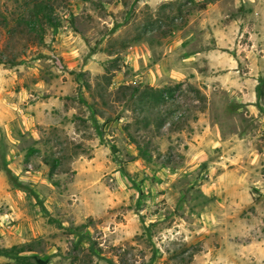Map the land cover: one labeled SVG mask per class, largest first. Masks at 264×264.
Returning a JSON list of instances; mask_svg holds the SVG:
<instances>
[{"label":"rangeland","instance_id":"rangeland-1","mask_svg":"<svg viewBox=\"0 0 264 264\" xmlns=\"http://www.w3.org/2000/svg\"><path fill=\"white\" fill-rule=\"evenodd\" d=\"M49 2L38 43L0 0V264H264V0ZM216 37L258 116L202 83ZM123 84L174 89L162 127Z\"/></svg>","mask_w":264,"mask_h":264},{"label":"trees","instance_id":"trees-1","mask_svg":"<svg viewBox=\"0 0 264 264\" xmlns=\"http://www.w3.org/2000/svg\"><path fill=\"white\" fill-rule=\"evenodd\" d=\"M24 2L25 9L27 13L21 14L18 13L15 18H13V25L8 27V22L4 20V25L7 27L6 32L8 34H14L17 29L20 31H24L27 33V39L31 42L41 43L44 40V34L46 32L47 27H58L61 24L60 19L53 13L54 7L49 2V0H22ZM178 28V26H173V29ZM0 63H9L11 65H15L19 63L17 58V54H13L12 57L0 58ZM260 82L255 88L257 101L260 103L262 96V88ZM119 91L126 95L129 92L130 96H135L138 94V103L140 109L142 111L152 112L156 114V117L160 118L158 123V127L163 126L162 115L165 111L164 106L169 98H172L174 89L171 87H153V86H144L142 90L140 87L134 85H121L119 87ZM139 92V93H138ZM144 119L147 118V115L143 116ZM132 141L139 144L135 138L128 134ZM139 152L142 156L148 157L150 159V155L148 150L142 149V147L138 148ZM45 162L50 165L49 174L52 176L55 173L57 161L45 159ZM162 164L167 165L165 161H161ZM7 172L10 176H13V172L10 169H7ZM196 249V248H195ZM193 254L192 251L187 253L189 257ZM184 259V256L183 258Z\"/></svg>","mask_w":264,"mask_h":264},{"label":"crops","instance_id":"crops-1","mask_svg":"<svg viewBox=\"0 0 264 264\" xmlns=\"http://www.w3.org/2000/svg\"><path fill=\"white\" fill-rule=\"evenodd\" d=\"M225 28L226 27H223V29ZM228 39H232L231 36ZM216 47H222V44L217 37L215 47L213 46L207 49L206 57L208 71L203 75L202 83L206 84L207 88H214L215 85L223 87L230 93L231 98L234 99V101L241 103L239 109L245 108V111H249L251 115L258 116L259 109L257 108L258 101L255 91L256 79L243 75L238 67L236 57H232L230 58L231 60H228L227 57L220 53V49ZM218 50L219 52H217ZM54 97L55 94H50L48 97H41L35 102L41 104L43 107L50 106L51 103H54ZM35 117L37 121H46L48 113L42 111L41 116ZM226 138L224 137L221 141L223 148L227 147L234 150L235 148L238 149L246 146L247 144H245L244 140L247 141L249 135H247L246 131H243L241 135L235 133L231 138ZM220 157L226 158L225 152Z\"/></svg>","mask_w":264,"mask_h":264}]
</instances>
